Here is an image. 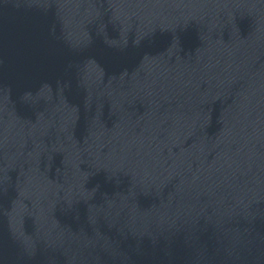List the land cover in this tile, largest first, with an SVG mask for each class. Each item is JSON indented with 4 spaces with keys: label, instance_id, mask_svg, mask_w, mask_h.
Masks as SVG:
<instances>
[{
    "label": "water",
    "instance_id": "95a60500",
    "mask_svg": "<svg viewBox=\"0 0 264 264\" xmlns=\"http://www.w3.org/2000/svg\"><path fill=\"white\" fill-rule=\"evenodd\" d=\"M0 264H205L141 0H0Z\"/></svg>",
    "mask_w": 264,
    "mask_h": 264
}]
</instances>
